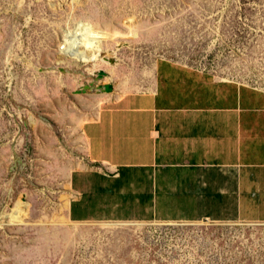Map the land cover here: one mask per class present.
I'll use <instances>...</instances> for the list:
<instances>
[{"label":"rangeland","instance_id":"rangeland-1","mask_svg":"<svg viewBox=\"0 0 264 264\" xmlns=\"http://www.w3.org/2000/svg\"><path fill=\"white\" fill-rule=\"evenodd\" d=\"M80 25L117 67L60 60ZM162 60L264 90V0H0V264H264L262 224L72 218L76 173L118 175L86 159L96 88L149 91Z\"/></svg>","mask_w":264,"mask_h":264},{"label":"crops","instance_id":"crops-1","mask_svg":"<svg viewBox=\"0 0 264 264\" xmlns=\"http://www.w3.org/2000/svg\"><path fill=\"white\" fill-rule=\"evenodd\" d=\"M107 85V84H106ZM103 94L81 128L75 220L264 225V90L159 61L152 89Z\"/></svg>","mask_w":264,"mask_h":264},{"label":"bare ground","instance_id":"bare-ground-1","mask_svg":"<svg viewBox=\"0 0 264 264\" xmlns=\"http://www.w3.org/2000/svg\"><path fill=\"white\" fill-rule=\"evenodd\" d=\"M78 29H80V31L78 30L79 32L75 31L70 38L64 41V47L60 49L61 56H63V58L60 59L61 61L63 59L74 58L78 63L91 62L96 69L100 68V65H106L112 69L118 66L116 61L113 62L117 56L115 53L116 51H110L106 49L105 46L114 44L115 49L118 51L124 46L123 43L116 40V37L109 33L98 30L90 25H80ZM104 55L108 56L104 57ZM97 72L98 70H94L92 73ZM110 79L111 77L108 78V80ZM18 205L20 204H17V206ZM68 205L69 204H67V207Z\"/></svg>","mask_w":264,"mask_h":264},{"label":"water","instance_id":"water-1","mask_svg":"<svg viewBox=\"0 0 264 264\" xmlns=\"http://www.w3.org/2000/svg\"><path fill=\"white\" fill-rule=\"evenodd\" d=\"M104 78H108V74L101 71L98 74V81L99 80H103ZM94 89V85L92 84L91 86H86L84 87L82 90H80L78 92V94H86L88 91H92ZM101 94H111L114 90V87L112 86V84H107V85H103V86H98L96 88Z\"/></svg>","mask_w":264,"mask_h":264}]
</instances>
